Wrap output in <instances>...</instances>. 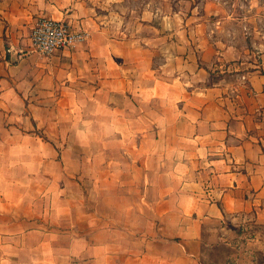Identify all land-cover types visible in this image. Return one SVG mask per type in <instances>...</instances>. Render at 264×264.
<instances>
[{"label":"crops","instance_id":"1","mask_svg":"<svg viewBox=\"0 0 264 264\" xmlns=\"http://www.w3.org/2000/svg\"><path fill=\"white\" fill-rule=\"evenodd\" d=\"M117 1L0 0V264H205L218 248L256 262L264 63L244 68L234 37L195 42L172 18L134 38ZM41 18L87 38L45 58ZM219 65L236 79H215Z\"/></svg>","mask_w":264,"mask_h":264},{"label":"rangeland","instance_id":"2","mask_svg":"<svg viewBox=\"0 0 264 264\" xmlns=\"http://www.w3.org/2000/svg\"><path fill=\"white\" fill-rule=\"evenodd\" d=\"M231 0H119L120 5L118 11L122 12L123 19H118L114 24L119 28L128 29L127 35L134 38L157 37L164 36L167 32L164 27L165 21L168 18L176 19L172 23L173 30L182 29V33L194 36L195 42L200 39H206L208 36L234 37V43L237 46H243L246 49V68L247 63L259 65V62L264 63V57L261 59L260 54L264 55V0H242L241 7H237L234 11L233 7L229 8ZM152 19V20H151ZM233 19H238L239 22H234ZM147 20H151L150 23ZM160 42V41H158ZM156 45V44H155ZM157 46V45H156ZM200 53L199 51L196 52ZM231 65H219V72L225 74L215 75V79H225L233 81L236 79L235 74L228 72L231 70ZM250 69V68H249ZM41 134L43 132L41 131ZM44 135V134H43ZM79 151H83L82 148ZM84 152V151H83ZM82 154L78 155L79 160L71 159L70 156H65L67 163L75 162L76 166L82 163V158L91 157ZM94 157V155H93ZM101 158L96 156L95 164L100 163ZM109 163L116 162L123 164L125 159L123 156H117L115 153L108 157ZM96 178H100V172L97 169L92 171ZM114 186H108L103 195L111 201L115 199ZM98 192L93 191L92 195L96 197ZM112 197V199H110ZM249 238V237H248ZM250 239V238H249ZM230 251L228 249L218 248L209 251L205 264H236L231 259L226 260V256ZM237 264H243L242 262ZM244 264H249L245 261ZM250 264H264V255L259 254L256 262Z\"/></svg>","mask_w":264,"mask_h":264},{"label":"built area","instance_id":"3","mask_svg":"<svg viewBox=\"0 0 264 264\" xmlns=\"http://www.w3.org/2000/svg\"><path fill=\"white\" fill-rule=\"evenodd\" d=\"M86 38L85 32L73 29L66 21L41 18L31 31V50L50 58L59 51L71 49L84 42Z\"/></svg>","mask_w":264,"mask_h":264}]
</instances>
